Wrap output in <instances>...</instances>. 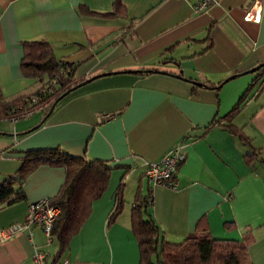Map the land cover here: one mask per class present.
Masks as SVG:
<instances>
[{
  "label": "crops",
  "instance_id": "0c3cea01",
  "mask_svg": "<svg viewBox=\"0 0 264 264\" xmlns=\"http://www.w3.org/2000/svg\"><path fill=\"white\" fill-rule=\"evenodd\" d=\"M122 17L104 13L112 0H0V91L30 88L19 69L20 42L46 39L55 58L73 65V79H88L66 94L39 124L35 109L0 120V181L14 174L26 150L59 147L73 156L115 167L105 190L55 264H137L129 210L136 186L147 182L142 161L157 160L180 145L184 158L174 187L150 190L148 211L166 241L194 232L204 217L213 238L238 239L248 229V264H264V85L252 88L232 123L249 137L241 142L212 120L236 103L264 60V0H218L194 12L189 0H120ZM154 69L156 73L120 71ZM176 75H179L177 77ZM223 81L219 88L212 89ZM192 82L198 83L194 85ZM101 113H112L100 121ZM254 155L250 162L245 156ZM123 178V205L106 219ZM64 179L60 167L39 165L22 182L23 199L0 207V228L20 221L28 205L53 197ZM224 223H233L225 228ZM39 224L0 241V264H33V250L51 261Z\"/></svg>",
  "mask_w": 264,
  "mask_h": 264
},
{
  "label": "trees",
  "instance_id": "16d2710c",
  "mask_svg": "<svg viewBox=\"0 0 264 264\" xmlns=\"http://www.w3.org/2000/svg\"><path fill=\"white\" fill-rule=\"evenodd\" d=\"M120 0H112L108 12L99 13L80 7V13L99 15L101 17H122L124 7ZM22 56L19 59L21 74L33 78L30 88L5 97L0 91V120L16 119L35 109L42 110V120L46 118L54 107L66 94L78 88L88 79H73V65L55 58L51 44L44 38L25 40L20 42ZM264 60L259 61L263 63ZM258 63V64H259ZM64 65L69 71H62ZM257 65V64H256ZM149 74L156 73L154 69H139L120 71V73ZM253 78L247 89L238 97L236 103L224 115L212 120L203 128V133L214 125L226 127L227 130L239 138L241 142L250 144V139L239 126L232 123L249 90L259 91L264 85V66L251 72ZM180 78L179 75H176ZM212 89H218L220 84ZM256 154L246 155L245 161L250 162ZM264 164V158H259ZM60 167L64 170V179L56 194L49 198L51 204L57 206L58 214L50 230L57 248L48 264H55L67 246V242L76 234L81 223L89 213V206L93 199L100 197L105 190L111 170L105 160L87 159L83 156H73L65 153L59 147L31 149L29 148L21 158L17 171L0 181V207L23 199L22 185L24 178L39 165ZM144 177V176H143ZM123 178L117 183L114 192V204L107 216V225L114 221L123 205ZM151 203L150 191L142 190L140 184L136 186L130 210V230L136 241L137 264H248L247 245L253 240L248 229H245L238 239L213 238L206 230L205 219H198L195 230L187 234L179 242L166 241L161 231L148 211ZM225 228H232L233 223H224Z\"/></svg>",
  "mask_w": 264,
  "mask_h": 264
},
{
  "label": "built area",
  "instance_id": "2783aa9c",
  "mask_svg": "<svg viewBox=\"0 0 264 264\" xmlns=\"http://www.w3.org/2000/svg\"><path fill=\"white\" fill-rule=\"evenodd\" d=\"M193 11L199 13L207 11L209 7L216 5L218 0H189ZM69 67L64 65L60 70L69 71ZM114 115L106 113L99 115L100 121H107ZM13 121L14 119L10 118ZM184 158L183 153L180 151V145L176 144L157 159L153 161L144 160L141 163L142 174L147 182L148 190L155 187L173 188L174 176L177 171L178 165ZM58 214L57 206L50 203L49 198L43 197L37 201L31 202L28 205L27 212L24 217L17 222L8 224L0 228V241L5 240L16 232L29 230L32 224H39L44 234L46 243L51 241V229L54 224L56 215ZM30 259L33 264H48L45 254L39 250H33Z\"/></svg>",
  "mask_w": 264,
  "mask_h": 264
},
{
  "label": "water",
  "instance_id": "95a60500",
  "mask_svg": "<svg viewBox=\"0 0 264 264\" xmlns=\"http://www.w3.org/2000/svg\"><path fill=\"white\" fill-rule=\"evenodd\" d=\"M259 66H264V62L255 65L254 67L248 69L247 71H248L249 73H251V72L255 71L256 69H258ZM192 83H193L194 85H198V83H196V82H192Z\"/></svg>",
  "mask_w": 264,
  "mask_h": 264
}]
</instances>
